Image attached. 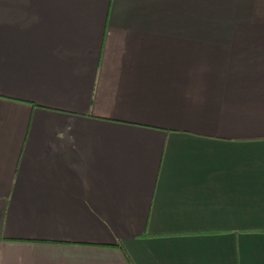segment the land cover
Listing matches in <instances>:
<instances>
[{
  "label": "crops",
  "instance_id": "1",
  "mask_svg": "<svg viewBox=\"0 0 264 264\" xmlns=\"http://www.w3.org/2000/svg\"><path fill=\"white\" fill-rule=\"evenodd\" d=\"M0 264H264V0H0Z\"/></svg>",
  "mask_w": 264,
  "mask_h": 264
}]
</instances>
